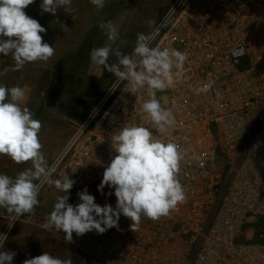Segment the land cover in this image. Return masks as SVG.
<instances>
[{
    "label": "built area",
    "instance_id": "built-area-1",
    "mask_svg": "<svg viewBox=\"0 0 264 264\" xmlns=\"http://www.w3.org/2000/svg\"><path fill=\"white\" fill-rule=\"evenodd\" d=\"M165 18L151 46L186 51L188 60L175 85L156 93L176 125L150 130L184 151L179 180L187 202L170 218L142 219L136 231L121 214L118 228L73 233L70 244L102 264H264V0H173L157 26ZM239 48L245 54L237 61ZM206 83L208 93L194 91ZM148 98L146 88L131 93L114 77L74 124L49 164L54 179L76 182L72 205L87 188L97 204L115 209L114 189L98 191L116 155L111 137L125 126L152 127L142 111ZM17 220L38 216L9 217Z\"/></svg>",
    "mask_w": 264,
    "mask_h": 264
},
{
    "label": "clouds",
    "instance_id": "clouds-1",
    "mask_svg": "<svg viewBox=\"0 0 264 264\" xmlns=\"http://www.w3.org/2000/svg\"><path fill=\"white\" fill-rule=\"evenodd\" d=\"M35 0H0V55H11L15 61L13 71L21 70L25 64L37 61L47 62L54 54V47L43 42L41 33L46 29L31 18L25 9ZM98 9H103L105 0H90ZM72 0H42L41 14L55 15L58 7L71 10ZM151 31L137 33L131 53H124L111 45L94 47L90 51L91 62L102 66L113 74L119 82H126L129 91L136 93L147 89L148 99L142 104L148 124L122 127L111 137V145L116 153L104 168L98 191L105 186L114 189L115 209L110 204L100 206L87 188L77 195L80 203H68V193L76 183L69 176L53 179L56 165H49L41 149L39 139L42 122L34 118V113L25 105V90L20 86L8 87L0 84V156H7L16 164L31 163V167L18 172L15 177L0 173V208L9 214L22 216L31 214L39 206V194L43 185L54 186L67 193L60 196L52 211L41 225L45 230L55 229L65 234L68 243L77 236L95 230L99 234L108 229L118 228L121 216L128 218L131 229L136 231L142 219L153 222L163 217L170 218L180 204L187 202L184 185L179 180L181 164L185 153L175 142L166 138H156L150 129L159 134L176 125L173 111L165 108L157 98L175 85V78L184 71L188 60L186 51L153 47L152 41L168 26L165 18L157 26L149 20ZM109 41L119 39L117 26L108 20L98 25ZM127 43V41H124ZM245 54L244 48L233 49L232 56ZM110 56L116 62L110 63ZM8 68L0 72L6 75ZM211 83L194 89L198 94L208 93ZM46 95V93H43ZM112 193H109L111 195ZM15 252L0 250V264H12ZM22 264H73L71 259H61L48 252L25 259Z\"/></svg>",
    "mask_w": 264,
    "mask_h": 264
},
{
    "label": "rangeland",
    "instance_id": "rangeland-1",
    "mask_svg": "<svg viewBox=\"0 0 264 264\" xmlns=\"http://www.w3.org/2000/svg\"><path fill=\"white\" fill-rule=\"evenodd\" d=\"M172 1L105 0L104 8L98 9L90 0H72L73 13L58 7L55 15L41 14L42 0H35L28 6L27 12L46 29V33H41L43 42L54 47L55 54L47 62L28 63L19 71L11 70L14 66H10L8 73L0 76V84L20 86L25 90L27 99L24 106L42 122L39 139L48 164L70 136L74 124L85 117L115 77L91 62V49L111 45L114 49L119 47L124 53H131L136 34H147L151 30L148 21L157 22ZM108 20L113 21L119 32L115 43L109 41L98 27ZM109 62H116V58L110 56ZM0 72H3L2 68ZM28 167H31L30 162L18 165L7 156H0V173L15 177ZM65 195L67 193L54 186L43 185L39 194L40 204L34 210L38 220L34 223L23 220L9 223L11 214L0 208L7 212L5 224L10 226L0 234V250L10 251L19 231L27 238L31 248H35L30 257L48 252L61 259L68 257L73 264H102L89 254L73 248L66 242L63 232L41 227L58 197ZM68 203L71 204L70 198Z\"/></svg>",
    "mask_w": 264,
    "mask_h": 264
},
{
    "label": "crops",
    "instance_id": "crops-1",
    "mask_svg": "<svg viewBox=\"0 0 264 264\" xmlns=\"http://www.w3.org/2000/svg\"><path fill=\"white\" fill-rule=\"evenodd\" d=\"M27 11H28V7L25 9V12L27 13L28 16L33 18L32 15L30 13H28ZM34 19H36V18H34ZM42 23L45 24V22H42ZM14 64H15V61L13 60L11 55H7V56L0 55V69L2 68V71H4L5 68L9 69V67L14 66ZM27 64H25L24 66H26ZM52 189H54V188H52ZM7 215H8L7 212L0 210V234L2 233V231L6 232L8 230V228H10V226L7 227L5 224L6 223L5 217ZM26 239L27 238L25 236H23L19 231L16 233L15 244L12 247V249L10 250V251L16 253V256L14 257L12 264H22V262L25 259L33 258V257H30V252L31 251L33 252L35 250V248H31L29 241ZM26 255H28V257H26Z\"/></svg>",
    "mask_w": 264,
    "mask_h": 264
}]
</instances>
